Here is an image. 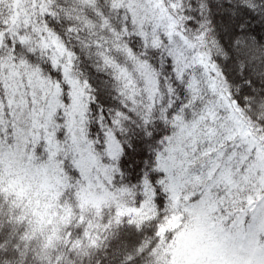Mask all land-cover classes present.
Returning a JSON list of instances; mask_svg holds the SVG:
<instances>
[{"label": "snow or ice", "instance_id": "6c2138e0", "mask_svg": "<svg viewBox=\"0 0 264 264\" xmlns=\"http://www.w3.org/2000/svg\"><path fill=\"white\" fill-rule=\"evenodd\" d=\"M0 264H264V0H0Z\"/></svg>", "mask_w": 264, "mask_h": 264}]
</instances>
